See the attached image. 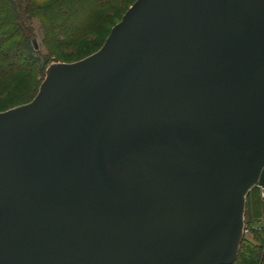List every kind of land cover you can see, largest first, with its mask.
I'll use <instances>...</instances> for the list:
<instances>
[{"label": "water", "instance_id": "1", "mask_svg": "<svg viewBox=\"0 0 264 264\" xmlns=\"http://www.w3.org/2000/svg\"><path fill=\"white\" fill-rule=\"evenodd\" d=\"M252 185L264 0H135L0 112V264H228Z\"/></svg>", "mask_w": 264, "mask_h": 264}, {"label": "trees", "instance_id": "2", "mask_svg": "<svg viewBox=\"0 0 264 264\" xmlns=\"http://www.w3.org/2000/svg\"><path fill=\"white\" fill-rule=\"evenodd\" d=\"M134 1L0 0V112L30 102L50 62L77 61L100 48ZM247 199V231L228 264H264L260 187Z\"/></svg>", "mask_w": 264, "mask_h": 264}, {"label": "rangeland", "instance_id": "3", "mask_svg": "<svg viewBox=\"0 0 264 264\" xmlns=\"http://www.w3.org/2000/svg\"><path fill=\"white\" fill-rule=\"evenodd\" d=\"M117 23V22H116ZM36 40V43L38 44V36H36V38H35ZM99 49V48H98ZM97 49V50H98ZM87 56V55H86ZM85 56V57H86ZM61 62H68V61H58V62H50L49 64H48V67H47V69H49L50 67H52L53 65H56V64H59V63H61ZM47 69H46V71H47ZM46 71H45V75H46ZM45 77V76H44ZM41 85V84H40ZM40 87V86H39ZM39 90V89H38ZM254 186H256V185H252V186H250V188H249V190L247 189V191L246 192H244V194H243V197H242V202H243V205H242V213H243V222H244V227H243V234L246 232L245 231V221H246V214H245V212H246V205H247V201H248V199H247V195H248V193H249V191L254 187ZM262 188H260V197H261V199L262 200H264V198H262V196H261V190ZM259 224H258V226H264V220H261V221H259L258 222Z\"/></svg>", "mask_w": 264, "mask_h": 264}, {"label": "built area", "instance_id": "4", "mask_svg": "<svg viewBox=\"0 0 264 264\" xmlns=\"http://www.w3.org/2000/svg\"><path fill=\"white\" fill-rule=\"evenodd\" d=\"M261 190H262L261 191V196H262V198H264V189L262 188ZM245 231H247V230L245 229Z\"/></svg>", "mask_w": 264, "mask_h": 264}]
</instances>
